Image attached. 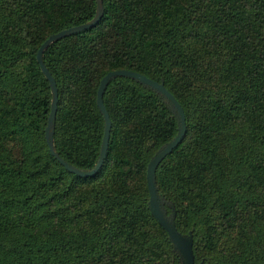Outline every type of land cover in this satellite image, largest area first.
<instances>
[{
	"label": "trees",
	"instance_id": "1",
	"mask_svg": "<svg viewBox=\"0 0 264 264\" xmlns=\"http://www.w3.org/2000/svg\"><path fill=\"white\" fill-rule=\"evenodd\" d=\"M92 28L51 44L52 142L81 171L100 157L102 79L164 83L186 114L155 177L166 218L193 231L195 264H264V0H103ZM97 0H0V264H183L150 209L147 169L179 133L173 103L115 77L101 170L68 171L46 127L53 90L37 55L93 21Z\"/></svg>",
	"mask_w": 264,
	"mask_h": 264
},
{
	"label": "water",
	"instance_id": "2",
	"mask_svg": "<svg viewBox=\"0 0 264 264\" xmlns=\"http://www.w3.org/2000/svg\"><path fill=\"white\" fill-rule=\"evenodd\" d=\"M97 6H98V12L96 18L84 25L73 27L64 31H61L57 34L51 35L40 47L37 59L40 63L41 69L47 79L49 80L52 90H53V104L51 109V114L48 119V124L46 127V141L50 148V151L52 155L71 173H74L80 177H92L95 176L103 167V164L105 162V158L108 152L110 139H111V131H112V120L111 117L106 109L105 103H104V94L105 91L109 85V82L115 78V77H128L133 78L141 83L155 89L156 91L160 92L164 96H166L175 106L178 114H179V120H180V129L178 135L175 137V139L169 143L161 152H159L149 163L148 169H147V184H148V190L150 195V209L152 212V215L154 218L158 221V223L166 230V232L169 235V239L175 246V249L181 254L183 258V264H195V255H194V235L193 231H191L188 236H183L180 234L173 223H171L165 216L162 207L160 198L157 192L155 177L158 167L161 165V163L182 143L184 140V137L186 135L187 131V123H186V114L185 110L182 107V105L179 103V101L175 98V96L165 87L164 83H159L157 81H154L140 73L134 72V71H128V70H118V71H111L109 72L101 81L98 94H97V104L101 111V113L104 116L105 119V131H104V137L100 152L99 161L96 165V167L91 171H81L79 169H76L75 167L71 166L69 163H67L65 160L60 158L57 153L54 150L53 142H52V135H53V125L56 120L57 116V110H58V102H59V89L56 80L52 76V74L49 72L47 67L45 66L43 62V53L45 49H47L51 44L67 37L72 34H76L79 32L86 31L93 26H95L103 17L104 14V4L103 0H97Z\"/></svg>",
	"mask_w": 264,
	"mask_h": 264
}]
</instances>
